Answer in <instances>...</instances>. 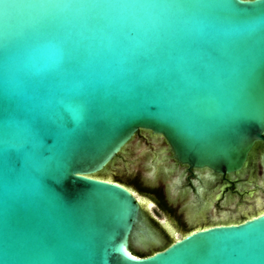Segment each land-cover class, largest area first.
Returning a JSON list of instances; mask_svg holds the SVG:
<instances>
[{"label": "water", "instance_id": "1", "mask_svg": "<svg viewBox=\"0 0 264 264\" xmlns=\"http://www.w3.org/2000/svg\"><path fill=\"white\" fill-rule=\"evenodd\" d=\"M140 132L190 169L246 167L264 143V0H0V264H264V213L163 248L151 220L183 228L143 199L170 177L134 183Z\"/></svg>", "mask_w": 264, "mask_h": 264}, {"label": "flooded vegetation", "instance_id": "2", "mask_svg": "<svg viewBox=\"0 0 264 264\" xmlns=\"http://www.w3.org/2000/svg\"><path fill=\"white\" fill-rule=\"evenodd\" d=\"M140 133L148 135L147 138L142 137V141L146 146L149 145V148L144 149H150L152 158L143 163L137 162V165L141 164L147 171L145 174L142 172L140 176L138 175L139 185L144 176L149 179L159 178L160 175L170 177V180L165 184L161 183L160 187L146 189L150 195H156L157 200L143 199L151 202L152 206L158 204L165 212L168 211L187 231L181 232L183 229L177 228L170 222H165L166 229L151 220L155 226L153 236L156 238H161L163 241H174L169 235V232H173L172 230L176 234L183 235L195 229L238 223L255 214L264 213V143H258L254 147L248 164L241 172L233 175H221L208 170L190 169L178 164L172 158L164 140L149 133ZM134 139L127 147L133 143ZM162 145L164 147L158 149ZM156 164H158L157 172L152 177L151 173H153ZM207 174H210L208 179L206 178ZM179 178H181L180 189L177 193H173L172 185ZM198 188L203 190V195L200 197L201 201L194 204L199 197ZM131 190L135 192L133 188ZM175 201L179 202L177 210L173 208ZM140 206L144 211L145 206ZM133 253L137 254L135 251Z\"/></svg>", "mask_w": 264, "mask_h": 264}, {"label": "trees", "instance_id": "3", "mask_svg": "<svg viewBox=\"0 0 264 264\" xmlns=\"http://www.w3.org/2000/svg\"><path fill=\"white\" fill-rule=\"evenodd\" d=\"M118 181L124 183V181L122 179H119ZM134 183L136 184L137 187L140 186L138 181H134ZM170 243L171 242L168 240L167 241V245H165L163 248H165L166 246H168ZM163 248H161V249H163ZM161 249H159V250H161ZM152 253H154V252H152ZM152 253H150V254H152ZM136 255L139 256V257H145V256H147L149 254L148 253H137Z\"/></svg>", "mask_w": 264, "mask_h": 264}, {"label": "snow or ice", "instance_id": "4", "mask_svg": "<svg viewBox=\"0 0 264 264\" xmlns=\"http://www.w3.org/2000/svg\"><path fill=\"white\" fill-rule=\"evenodd\" d=\"M135 257H133V259H134Z\"/></svg>", "mask_w": 264, "mask_h": 264}]
</instances>
